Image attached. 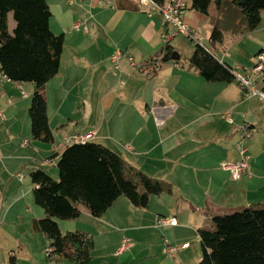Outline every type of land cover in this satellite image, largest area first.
Here are the masks:
<instances>
[{
  "label": "crops",
  "instance_id": "1",
  "mask_svg": "<svg viewBox=\"0 0 264 264\" xmlns=\"http://www.w3.org/2000/svg\"><path fill=\"white\" fill-rule=\"evenodd\" d=\"M47 1L51 30L65 36L59 74L45 86L54 143L32 139L28 110L35 84L0 81V264H9L11 254L17 264H51L44 251L48 240L33 228L46 212L35 202L30 172L43 168L52 175L49 168L57 173L53 166L58 155L71 139L89 131L96 133L90 141L107 145L148 175L171 182L174 192L152 195L147 208L120 196L101 217L83 208L75 220L57 219L61 231L92 236L91 264H195L200 228L214 216L238 209L242 201L264 196L262 102L246 98L236 80L206 81L189 63L162 61L151 75L132 66L130 57L146 64L161 53L168 29L161 13L149 16L138 0ZM185 1L186 23L211 43L221 10L212 3L206 15L192 9L191 0ZM81 20L87 32L73 28ZM263 25L264 12L253 31H234L230 23L223 36H229V45L218 48L221 54L215 56L231 66H241L242 56L251 55L250 61H255L258 51L250 49L255 44L264 49ZM119 50L124 56L121 69H116L112 56ZM74 109L82 113L71 117ZM227 110L231 123L222 116ZM246 128L252 130L247 138L250 170L234 180L223 163L240 160ZM26 139L28 146L23 145ZM158 216L176 217L178 225L158 226ZM124 239L132 244L121 251ZM169 244L181 247L175 257L163 253ZM56 264L75 263L63 259Z\"/></svg>",
  "mask_w": 264,
  "mask_h": 264
},
{
  "label": "trees",
  "instance_id": "2",
  "mask_svg": "<svg viewBox=\"0 0 264 264\" xmlns=\"http://www.w3.org/2000/svg\"><path fill=\"white\" fill-rule=\"evenodd\" d=\"M155 1L161 5L167 2ZM212 3L221 10L222 18L214 24L211 44L223 40L230 23L241 33L261 24L264 0H191V8L208 15ZM51 17L47 0H0V70L13 82L35 84L28 110L32 139L46 143H54L55 138L45 86L59 74L65 46L64 34H55L50 28ZM11 18L15 22L12 29ZM174 51L173 45L165 44L150 61L159 62V66L162 61H173ZM189 62L208 82L236 80L231 65L198 44ZM58 157V179L43 168L30 172L35 202L46 212L44 218L34 221L33 228L48 240L56 261L91 264L94 247L91 235L80 230L63 233L57 219L75 220L83 208L101 217L120 196L136 207L147 208L152 195L174 192L171 182L148 175L100 142L72 143ZM199 235L202 257L197 264H264V207L248 206L216 215L210 226L199 229ZM9 264H17L14 254L9 256Z\"/></svg>",
  "mask_w": 264,
  "mask_h": 264
},
{
  "label": "built area",
  "instance_id": "3",
  "mask_svg": "<svg viewBox=\"0 0 264 264\" xmlns=\"http://www.w3.org/2000/svg\"><path fill=\"white\" fill-rule=\"evenodd\" d=\"M138 1L149 16H153L155 13H161L164 16L166 23L168 24V29L165 32L163 39L165 44H171V42L178 36H184L189 38L195 44L203 47L205 50L209 52L211 51L206 44V37L204 33L200 29L191 27L186 23L185 15L189 6L185 0H167L165 5H161L155 0ZM73 28L77 31L84 30L86 32L89 29L87 23L82 20L75 22ZM123 56L124 53L120 50L113 54L112 60L116 69H121L120 61ZM128 59L132 66L138 68L145 75L155 73L159 67V62L157 61H148L146 64H138L132 57ZM230 70L234 74L236 81L244 89L245 97H257L264 106V51L256 54L253 65L232 66ZM7 80H10L9 77L0 70V81ZM222 116L229 123L232 122V114L230 110L223 112ZM251 134L252 130L246 128L241 134V139H247L251 136ZM95 135L96 133L94 131H89L85 134L74 137L71 139V143L87 142L93 139ZM23 145L28 146L29 141L27 139L24 140ZM125 146L130 148L127 144ZM239 149L241 155L240 160L234 163H223V167L231 172V176L234 180L240 179L244 174L249 173L250 170L248 147L241 145ZM157 225L162 227L176 226L178 225V221L176 217L158 216ZM131 244L132 242L130 239H124L121 251L127 250ZM48 245L49 242L45 247V253L51 264H56V256L51 253V248ZM181 247H188V243L182 245ZM181 247L169 244L163 252L171 257H175Z\"/></svg>",
  "mask_w": 264,
  "mask_h": 264
},
{
  "label": "rangeland",
  "instance_id": "4",
  "mask_svg": "<svg viewBox=\"0 0 264 264\" xmlns=\"http://www.w3.org/2000/svg\"><path fill=\"white\" fill-rule=\"evenodd\" d=\"M10 24H11V29L13 28V24L15 25V22H14V20L11 18L10 19ZM262 27H264V25L262 26ZM226 32V31H225ZM229 42H230V40H229V36H227V38H226V40H222V41H220V42H217V43H215V45L214 44H211L209 41H207L206 42V44L208 45V47L211 49V51L213 52V53H215V54H221L219 51H218V48H221V49H226L227 47H228V45H229ZM173 43L180 49L179 50V52L181 53V55H182V58L180 59V63L182 64V65H184V64H186V63H189V64H191L190 62H189V57L192 55V53H193V51H194V49H195V43L193 42V41H191L189 38H186V37H184V36H178L177 38H175L174 39V41H173ZM243 46H241V48H242ZM260 47L257 45V44H255V45H253V47L250 49V50H254V51H258V53H259V49ZM260 51H264V49H262V50H260ZM243 55H245V53L243 54ZM250 58H251V55L250 56H248V57H245V56H242V58H241V63L243 64H241V66H251L253 63H254V61H250ZM28 90V89H27ZM29 92H31V91H29ZM31 94V93H30ZM254 102H256V100L254 99ZM69 102L67 101V104H68ZM70 103H71V101H70ZM51 108H52V105H51ZM74 111H76V109H74L73 110V114H72V116L71 117H74V114H79V113H82V110H78V111H76V112H74ZM262 128H259V130H261ZM242 134V133H241ZM261 136L262 137H264V134H261ZM253 139H254V137H253ZM257 139V138H256ZM251 141V139H247V141L245 142V144H243L244 146H247V147H249V142ZM257 141H259V139H257ZM249 153H252L253 154V151H252V149L250 148V150H249ZM252 161H254V159L252 160ZM53 169L56 171L57 170V173L56 172H54L53 170H50L49 168L47 169V170H49V172H52V175L54 176V178H56V179H58L59 178V169H58V167H57V165H56V163H55V165L53 166ZM254 170H256V169H254ZM54 172V173H53ZM264 197V196H263ZM263 197H261V196H254V197H251V198H249L248 200H250V202L251 203H253L251 206H253L254 208H263L264 207V198ZM260 198H263V199H260ZM248 200H244V201H242L241 202V204L239 205V208L238 209H231V211L229 212V213H233V212H235V211H239V210H242V209H244V208H246V207H248L246 204L249 202ZM211 224H207V227L208 226H210ZM193 245L195 246V243H193ZM198 245H199V251H198V255L197 256H194V258L195 259H193V261L194 262H196L195 264H197L199 261H200V259H201V257H202V248H201V241L199 240V242H198ZM168 246V245H167ZM167 246L164 248V249H166L167 248ZM164 249H163V251H164ZM44 251H45V249H44ZM179 252H180V250L177 252V254L176 255H178L179 254ZM164 253V252H163ZM165 255H167V254H165ZM169 256V255H168ZM169 257H171V256H169ZM8 258H9V256H8ZM192 261V262H193Z\"/></svg>",
  "mask_w": 264,
  "mask_h": 264
},
{
  "label": "water",
  "instance_id": "5",
  "mask_svg": "<svg viewBox=\"0 0 264 264\" xmlns=\"http://www.w3.org/2000/svg\"><path fill=\"white\" fill-rule=\"evenodd\" d=\"M181 58V55L179 54V52L177 51H174L173 55H172V59L173 60H176V61H179Z\"/></svg>",
  "mask_w": 264,
  "mask_h": 264
}]
</instances>
